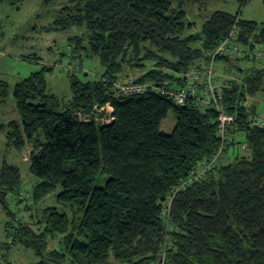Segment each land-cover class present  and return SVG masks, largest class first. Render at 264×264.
I'll use <instances>...</instances> for the list:
<instances>
[{
  "label": "trees",
  "instance_id": "trees-1",
  "mask_svg": "<svg viewBox=\"0 0 264 264\" xmlns=\"http://www.w3.org/2000/svg\"><path fill=\"white\" fill-rule=\"evenodd\" d=\"M0 1L15 9L23 2ZM203 1L69 0L59 8L51 26L76 30L67 38L69 63L96 59L101 70H67V102L48 91L53 67L13 86L20 119L0 130L7 149L31 147L35 182L24 197L21 168L0 154V204L9 218L0 248L22 246L42 258L39 264H154L164 250L167 264H264V128L248 122L260 104L250 111L240 106L264 93V60L218 58L244 75L229 80L221 101L235 117L225 157L204 172L221 146L214 108L201 109L195 100L179 105L154 92L116 93L126 67L144 71L136 83H163L174 79L163 67L181 72L205 65L233 27L244 46H264V21L243 19L240 10H215L200 32H190L184 7ZM236 1L241 7L248 0ZM10 91L0 78V106ZM107 103L112 110L100 111ZM169 112L175 126L167 133L161 124ZM242 142L246 151L234 145ZM57 190L71 215L46 207L36 228L18 215Z\"/></svg>",
  "mask_w": 264,
  "mask_h": 264
},
{
  "label": "rangeland",
  "instance_id": "rangeland-1",
  "mask_svg": "<svg viewBox=\"0 0 264 264\" xmlns=\"http://www.w3.org/2000/svg\"><path fill=\"white\" fill-rule=\"evenodd\" d=\"M68 2L69 0H55L46 5L43 0H23L20 9H15L9 3L0 1V78L8 81L11 88L6 104L0 106V124L20 119L13 101V86L21 79L41 70L44 65L54 68L52 73H46L48 91L62 98L63 102H67L71 96L67 70L81 67V70L91 75H99L101 68L96 59H86L83 65L80 66L79 63L71 65L68 58L65 57L69 49L67 38L69 35L74 34L76 30L63 31L54 29L51 26L59 8ZM184 8L186 18L189 21L190 32H200L202 23L215 10H226L231 13L240 10V15L243 19L259 23L264 21L263 0H248L241 7L236 0H204L198 4H187ZM30 55L33 57L37 56V59H29ZM217 63L221 76H225L229 80H237L238 82L242 80L244 74L229 72L228 64L225 65L220 60ZM241 64L248 68L253 63L242 61ZM261 66H264V62ZM143 73L144 71L142 70L126 67L119 75L120 79L115 83V86L117 87V84L121 81L137 79ZM251 97L257 104L264 102V93ZM174 126L175 117L172 112H169L167 118L163 120L161 128L169 133ZM30 153L31 147H27L21 152L7 149L5 131L0 130L1 157L21 168L24 197L26 198H28L29 190L35 182L29 171L28 160ZM58 192L57 190L42 199L32 207L30 213H19L18 215L21 219L24 217L23 219L33 228H36L35 223L40 219L41 212L46 207H56L59 211H66L71 215V209L58 202L56 197ZM30 214L33 216H30ZM8 220L9 218L0 204V242L6 240L4 226ZM49 246L54 249L57 246V241L51 240ZM11 248H0V261L8 258L17 264H39L38 262L42 260L33 251L27 250L22 246L12 245ZM64 264L70 263L65 262Z\"/></svg>",
  "mask_w": 264,
  "mask_h": 264
},
{
  "label": "built area",
  "instance_id": "built-area-1",
  "mask_svg": "<svg viewBox=\"0 0 264 264\" xmlns=\"http://www.w3.org/2000/svg\"><path fill=\"white\" fill-rule=\"evenodd\" d=\"M209 60L201 67H194L187 71L175 72L163 67L164 73L173 75V80H167L163 83L143 82L136 83V79L121 81L117 84L116 93L121 96H130L154 92L162 96L172 97L176 104L184 105L188 100H195L201 109L207 107L214 108L217 112V133L221 139V146L213 160L205 165L201 170L204 172L210 165L225 157V147L231 142L228 134V126L235 121L233 114L227 113L222 104V97L225 88L229 86V79L221 76L218 67V58L226 57L230 60H244L252 58L255 62L264 60V46L254 44L253 47L244 46L239 40L233 27L229 35L221 41L216 49L207 54ZM258 106V109L248 117V122L252 126L264 128V102ZM254 105L251 96H247L240 101V106L250 111ZM112 110L109 103L101 107L100 111ZM236 148L243 151L247 150V143L234 144ZM171 200V199H170ZM170 203L168 204L169 207ZM168 221V217H166ZM154 264H167V254L165 250Z\"/></svg>",
  "mask_w": 264,
  "mask_h": 264
},
{
  "label": "crops",
  "instance_id": "crops-1",
  "mask_svg": "<svg viewBox=\"0 0 264 264\" xmlns=\"http://www.w3.org/2000/svg\"><path fill=\"white\" fill-rule=\"evenodd\" d=\"M243 66V64H241Z\"/></svg>",
  "mask_w": 264,
  "mask_h": 264
}]
</instances>
